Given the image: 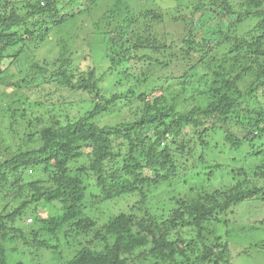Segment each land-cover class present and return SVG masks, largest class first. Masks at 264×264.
I'll use <instances>...</instances> for the list:
<instances>
[{
  "label": "trees",
  "instance_id": "16d2710c",
  "mask_svg": "<svg viewBox=\"0 0 264 264\" xmlns=\"http://www.w3.org/2000/svg\"><path fill=\"white\" fill-rule=\"evenodd\" d=\"M153 1L162 2L0 0V123L12 131L16 114L26 115L25 90L36 88L37 97L39 86L53 85L52 93L72 96L71 104L67 94L64 102L57 99L63 108L83 104L85 95L91 102L64 121L57 120L56 110L50 112L53 108L46 112V125L39 114L28 119L24 143L0 160V264H43L40 259L48 254L61 257V237L68 244L74 235L78 246L59 264H232L236 254L250 256L248 249L233 251L246 243L243 230L250 223H235L230 216L246 204L264 214V0L188 4L192 12L215 11L218 23L208 30L188 27L176 85L152 89L148 80L163 79L156 65L170 69L178 63L177 36ZM170 35L173 44L166 43ZM75 39L81 51H72ZM45 44L55 45L54 60L30 58L29 45ZM150 53L170 60L161 62ZM72 54H84V64L79 67ZM142 60L145 70L130 74L132 62ZM123 100L137 103L130 119L100 125L97 117ZM47 104L42 100L31 107ZM37 124L32 144L28 132ZM220 132L235 150L249 145L247 153L259 165L228 171L209 161L205 138ZM192 134L196 141L187 138ZM74 168L94 176L98 193L91 190L92 198L135 194L140 198L135 210L99 225L85 210L88 193L71 173ZM227 177L234 182L230 187ZM180 178L196 179L188 189L195 197L185 200L180 190H172L170 198L179 206L169 214H151L150 189ZM220 178L221 189L216 188ZM202 181L205 193L199 192ZM250 227L264 231V216L253 218Z\"/></svg>",
  "mask_w": 264,
  "mask_h": 264
},
{
  "label": "rangeland",
  "instance_id": "374dc122",
  "mask_svg": "<svg viewBox=\"0 0 264 264\" xmlns=\"http://www.w3.org/2000/svg\"><path fill=\"white\" fill-rule=\"evenodd\" d=\"M86 1V0H85ZM157 1H162L160 6H156L157 9L160 8L161 11L164 12V15L167 17L165 20L167 22V28L169 31L172 32V30L175 32V36H177L176 40V59H177V64L172 65L173 67L168 69V68H161L158 64L156 65V70L155 73L159 75L160 77L162 76L163 79L161 81L155 82L153 79L148 80L147 84L149 87L153 89L154 88H159L164 85V88H168L171 86V84L176 85V76H177V71L178 73L182 71L181 65L183 61L185 60L184 58L186 57V54H184V51L181 52L180 46L182 45L181 39L184 36L186 30L188 27H191L192 25L198 24V26H201L200 28L203 27V29L208 30V29H213L215 28V25L218 23L217 21V13L215 11H211L209 13H198L199 11H194L192 12V8H187V5L190 3H195L197 4L199 1L198 0H178L180 4H178L175 0H157ZM198 1V2H197ZM150 7V5H148ZM99 16V14H96ZM206 24H203L205 23ZM209 22V23H207ZM170 23V24H169ZM194 23V24H193ZM85 25V21H84ZM207 26H210V28H206ZM172 26V27H171ZM224 26V25H221ZM171 27V28H170ZM164 28V27H163ZM161 29V27H159ZM84 30L90 31L91 28L84 26ZM62 34L66 35V37H69V33H65L63 31H60ZM54 38V37H53ZM169 40L166 41L167 44H173L171 40V35L169 36ZM164 41L163 37L160 35V40ZM165 41L163 42V44ZM73 44V45H72ZM71 49L74 52V50L81 51L80 45L81 43L75 39L72 42ZM162 44V43H161ZM84 46V44L82 45ZM74 47V50H73ZM174 48V47H173ZM28 52L31 55L30 58H33L36 61L42 62V60L45 58L47 60H54L55 58V52L56 48L54 44L51 45H43L39 47H34L33 45L28 46ZM166 54V52H164ZM74 57V62L77 64H84L83 58L84 54H72ZM150 55L154 58H158L162 60L161 62H165L170 60V58L167 59L166 55L162 54H154L150 53ZM28 61H25V64ZM7 61L3 63L5 66ZM48 63V61L45 63H42V65ZM165 65V63H163ZM130 65V64H129ZM88 65H84V69H87ZM147 67V61L142 60V61H135L134 63L132 62V68H130V74L134 73L135 75H138L142 70H145ZM147 73L150 75L151 70H146ZM24 74V73H23ZM133 75V74H132ZM130 80L132 81V77H130ZM130 83V82H129ZM146 84V85H147ZM52 86V87H51ZM47 86L48 88H42L39 86L37 88L38 91H41L40 94L36 97L34 94L36 92V88L32 90H25L26 95L29 96V99L26 101V115L25 117L23 114L21 115L20 112L16 114L15 120L16 122L13 124V129L12 131L9 130L7 126H4L5 122H1L0 124L2 125V128L0 130L4 133L2 135V142L0 141V160L3 159V157L8 156L12 148L19 145V143H24V138L25 135L23 134L22 127L26 126V121L28 119H34L36 115H41L42 119L44 120V124L48 122L46 119L48 116L46 115V112L48 111V108H53L52 113H57L58 112V117L57 120H65V117L67 116L66 114L68 113L69 115H79L80 113L82 114L83 111L91 107V102L89 101V97L85 95V102H82L74 105L72 107H67L65 106L60 107L58 100L61 99L63 101V98L68 96L69 102L73 100L72 96H69V94L66 92H58L57 93H52L54 90V86ZM165 93V92H164ZM166 95V93H165ZM167 97V95H166ZM168 98V97H167ZM31 99H33L31 101ZM44 100V103H48L47 106L43 105L42 107L38 108H32L31 106L34 105V103H38L40 101ZM64 102V101H63ZM75 102V99H74ZM65 104V103H64ZM71 104V102H70ZM82 104V107L80 106ZM137 104V103H136ZM136 104H130L128 102H125V100L118 102L116 106H112L109 108L107 111L97 117V120L100 125H105V124H114L119 121H123L126 117H129L133 115V112L136 108ZM66 105V104H65ZM55 110L57 112H55ZM70 115V116H71ZM35 122V121H34ZM7 124V123H6ZM38 128H34V125H31L30 130L28 132V136L32 135L33 137V142L32 144H36L37 141V132L40 130V124H37ZM184 125V123H182ZM181 125V126H182ZM188 132L191 131L190 129H186ZM16 131V134L15 132ZM18 131V132H17ZM32 132V133H31ZM188 139H192L196 141V134H192L191 137L190 135L187 137ZM205 140L208 142V154L207 158L209 161L214 162V163H219L222 166H225L228 168V171H231V168H243L247 169H252L253 167L259 165V161L256 160V158H250L249 153H247L246 148H250L249 145H246V148L243 147L242 149L235 150L232 146V143L228 142L227 139H225L224 135L220 133H215L213 136L206 137ZM251 156V155H250ZM224 173L227 172L223 171ZM71 173L75 176H78L80 180L83 182V185L85 186L88 197L85 201V204L87 205V212L89 216L94 217L96 219V222L101 225L102 223L107 222L109 219H111L113 216L117 215L119 212H126L129 210L133 211L135 208H133V205L138 203L140 200L139 196H136L135 194H129V195H122L119 197H114L108 200H102V199H96L92 198L90 193L91 190L93 191L94 194L98 193L96 192V186H95V178L92 174H90L87 170H82L81 173L77 172L75 168L71 171ZM183 180L186 181V184H184ZM221 180V178H220ZM218 181L216 188H224V181ZM227 181H230L231 183L227 184V187H230L231 185L234 184V182L227 177ZM172 185L168 183H163L158 186L152 187L150 189L149 193V199H148V207L151 212V214L158 215L161 213V211L164 214H169L172 209L177 208L179 205L176 202H173L171 200V195H172V190L178 191L180 190L182 192V195H185L184 199L189 200L190 198L195 197V190L188 191L192 186H196V179H189V178H180L179 182H171ZM200 193H205L206 190H208V186L204 181L199 183ZM185 188V189H183ZM191 190V189H190ZM199 193V194H200ZM8 199V198H7ZM252 204L248 205L246 204L243 208L238 209L233 216H230V220L235 222V223H250V226L252 225V220L253 218H260L263 217L264 214H259L258 210H255V212H252ZM86 212V211H85ZM140 212L138 211L137 214ZM27 222L28 219H27ZM238 225V224H237ZM248 227V229H244L243 233L245 234L244 237H246V243H243L241 248H235L233 251L237 253L239 250H244L248 249L246 252L249 253L250 256L247 255H234L232 259V264H264V231L262 228H251ZM253 230V232H252ZM261 230V231H260ZM233 231V229H232ZM218 234V233H217ZM79 238V235H74L73 237L67 238L69 240V243L66 244L65 240L63 237H61V257L58 256L57 254H48V256H44L40 259V261L43 264H59L61 263L69 254L73 252L74 247L78 246L77 239ZM83 240H86V238L80 236ZM234 239H230V244L232 245ZM262 241V242H259ZM258 243V248L255 247V244ZM260 243V245H259ZM72 244V245H71ZM248 247V248H247ZM59 251V252H60Z\"/></svg>",
  "mask_w": 264,
  "mask_h": 264
},
{
  "label": "bare ground",
  "instance_id": "6f19581e",
  "mask_svg": "<svg viewBox=\"0 0 264 264\" xmlns=\"http://www.w3.org/2000/svg\"><path fill=\"white\" fill-rule=\"evenodd\" d=\"M19 71V70H18ZM26 71V70H25ZM22 74V73H21ZM181 81V80H180ZM180 115V114H179ZM176 116V115H175ZM92 151H93V149H92ZM155 153V152H154ZM87 156V155H86ZM228 220V219H227Z\"/></svg>",
  "mask_w": 264,
  "mask_h": 264
}]
</instances>
